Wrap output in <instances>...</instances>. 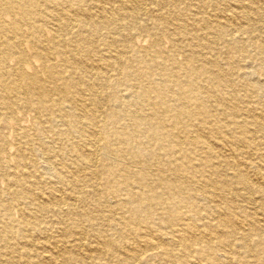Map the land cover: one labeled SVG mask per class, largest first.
<instances>
[{"label":"bare ground","instance_id":"obj_1","mask_svg":"<svg viewBox=\"0 0 264 264\" xmlns=\"http://www.w3.org/2000/svg\"><path fill=\"white\" fill-rule=\"evenodd\" d=\"M0 264H264V0H0Z\"/></svg>","mask_w":264,"mask_h":264}]
</instances>
